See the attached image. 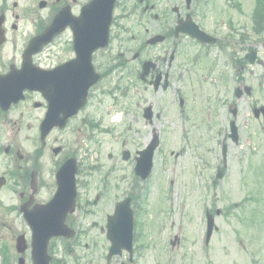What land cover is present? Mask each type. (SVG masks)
Here are the masks:
<instances>
[{
    "label": "flooded vegetation",
    "instance_id": "af4514ba",
    "mask_svg": "<svg viewBox=\"0 0 264 264\" xmlns=\"http://www.w3.org/2000/svg\"><path fill=\"white\" fill-rule=\"evenodd\" d=\"M90 1L92 0H54L46 2L44 9H49L53 15L62 9H68V15L78 17L81 8ZM209 1L115 0L109 36L119 50L114 63L118 68L135 63V76L139 83L146 88L150 87L153 95H166V104L176 107L178 121L175 123L178 128L190 132L193 129L192 124H195L200 126L197 130L203 129L213 133L223 131L225 137L221 142L225 143L228 141L230 122L234 118L229 112L234 107L237 111V124V88L249 85L247 76H251L253 80L255 65L248 61L246 55L256 48L257 60L262 59L260 50H264V42L255 43L253 39L254 6L247 11L250 12L247 16L241 8L234 7H239L237 2L240 0H223V6L215 8L217 14H209L203 6ZM255 1L264 3L263 0H253V4ZM10 7L17 9L19 5L16 1L0 0V16L2 15L3 19L0 26V77L5 79L9 73L17 71L20 75L24 64H32L43 71H50L68 62H71V66L77 65L78 57L72 46L70 27L64 28L57 37H69L65 45L53 46L52 43L42 47L30 58L26 57V45L30 38L40 33L43 28L36 30L37 25H34L32 30L19 33L17 22L27 13L33 14L34 5L14 14L15 22L8 24ZM231 10L243 19L249 18V22L232 16ZM38 19L32 18V21L36 22ZM192 23L209 36L203 39L193 37L195 31H187ZM125 35L126 44L137 41L132 60L125 56L127 50L123 49ZM149 38L157 42L148 44L146 40ZM159 38L161 39L158 40ZM185 46L186 49H182ZM149 49H154L153 54L143 57ZM90 61L100 79L89 89L85 105L74 115L70 113L72 105L68 104L67 91H57L56 86L53 89L51 78L42 80L45 84L42 89H25L17 102L10 103L4 109L0 105V177L5 178V184L0 188V231L4 232L0 235V246L10 247L11 253L18 236L22 235L26 242L30 240V229L25 214L36 213V210L47 204L56 192L55 172L65 159L61 155L63 148L58 154H53V147L58 145L60 136L63 133L70 135L82 130L87 133L103 123L104 117L93 120L92 101L95 96L110 97L109 90L105 89L104 85L109 77L108 49L95 51ZM195 68L197 70H194ZM83 76L85 77V74ZM4 83L12 84L11 81L2 84ZM56 96L63 97L62 101H56ZM98 102L100 104L102 100ZM150 106L152 109L153 104ZM47 117L56 122L63 121L64 125L62 129H52L42 138L41 124ZM162 119V114L156 111L153 115L152 112L150 124L153 120L155 123ZM155 129L156 125L153 124L152 134ZM49 152L55 159H45ZM137 185H141V182ZM135 192L133 185L131 196H134ZM77 207L75 200V211L65 215V224L72 229L78 226L75 214ZM53 213L57 214L51 211L47 215L60 219L58 215L53 216ZM57 241L62 242L59 239L55 240L54 244ZM52 242L53 240L50 241L51 247L53 246L52 250L50 247L51 253L55 252ZM11 256L14 258L11 264H17L18 256L15 253ZM23 257L24 264H27L30 257L28 249L23 253Z\"/></svg>",
    "mask_w": 264,
    "mask_h": 264
},
{
    "label": "rangeland",
    "instance_id": "374dc122",
    "mask_svg": "<svg viewBox=\"0 0 264 264\" xmlns=\"http://www.w3.org/2000/svg\"><path fill=\"white\" fill-rule=\"evenodd\" d=\"M9 1H16L19 7L17 9L10 7L8 24L15 22L14 14L34 5L35 12L27 13L17 22L19 33L32 30L37 17L46 16L45 10L38 8L40 0ZM240 2L243 13L249 16L250 12L247 11L254 6L253 0H240ZM223 4V0H210L203 6L209 14H217L215 8H221ZM231 11L232 16L249 22V18L243 19L233 10ZM32 18L35 19L34 22ZM125 38L126 35L123 48L127 50L125 56L132 60L137 41L126 44ZM63 40L65 37L58 40L60 42L58 46L63 44ZM255 40L264 41V33L255 37ZM182 49H186V46ZM187 49L190 51L189 48ZM260 51V56L264 60V50ZM153 52L154 49L146 50L143 57H150ZM112 57L113 54L109 58L110 63ZM253 72V80L251 76H247V82L252 86V96L239 99L237 102L240 141L237 146L230 141L227 143L228 169L215 191L205 185L213 173L212 162L215 158L217 160L219 158L220 147L216 142L221 137L215 136L212 131L197 130L200 126L192 124L193 129L189 133L190 149L187 141L183 142L178 134L179 128L175 123L178 121L176 107L166 104L168 102L166 95H153L150 87L146 88L139 83L135 76L137 70L134 62L109 74L108 82L104 85H107L105 87L107 89L117 88L115 91L117 101H113L112 96L108 98L105 95L95 96L93 99V120L104 117L100 127L88 131L96 141H90L84 130L78 133V144L82 148L78 153L84 164L81 166V174L78 178V197L80 207L82 205L86 207L83 206L78 210L77 234H80V243L70 247L72 249L64 254L67 264H106L104 258L108 244L105 237L106 215L112 213L113 204L126 196L133 183L136 190L135 204L143 207L141 221L147 224L146 235L141 236L137 241L140 250L135 256L137 261L135 264H264V134L254 141L250 134L251 127L261 129L264 122L259 120L261 121L259 125L256 122L252 123V114L247 115L249 105H264V66H254ZM100 99L102 102L99 104ZM150 104H153V115L156 111L162 114L163 119L160 122L154 123L153 120L150 124L142 118L143 109ZM114 112H123L119 115L118 121H113L116 117L113 116ZM153 124L156 125L155 133L159 136L161 150L156 152L154 157L156 181L153 178V182L147 184L148 191L143 193L140 185L135 183L131 169L134 165L133 157L137 155L136 151L143 149L151 140ZM65 139H67L64 142L66 144L69 139ZM85 142L89 143L88 148ZM248 144H253L258 153L253 157L254 163L242 173L239 170L244 168L243 165L248 158ZM180 148L183 153L177 158L175 155L179 153ZM211 149L216 151L214 157L211 156ZM124 151L130 154L127 161L121 158ZM50 157L51 160L54 157L50 152L45 155L47 160ZM96 164H100L101 167L93 171L89 170V167ZM109 165L114 171L105 178V169ZM1 166L0 160V170ZM237 175L241 177L243 183ZM198 176L200 180L197 179ZM104 180L108 184H104ZM169 180H173L172 185H174L173 192L169 194V202L171 209L175 211L167 214L170 205L167 194L163 191L166 185L168 186ZM99 190L103 191L101 197L97 194ZM232 203L235 207L228 212L227 205ZM207 210L213 214L217 229H213L206 246L204 212ZM216 210L222 212L215 215ZM172 223L174 225L169 228ZM181 230H183V241L181 240L178 247L175 246L170 250L169 235L172 237L179 231L181 233ZM3 233L1 230L0 235ZM57 252L60 256L62 249L59 248Z\"/></svg>",
    "mask_w": 264,
    "mask_h": 264
},
{
    "label": "water",
    "instance_id": "95a60500",
    "mask_svg": "<svg viewBox=\"0 0 264 264\" xmlns=\"http://www.w3.org/2000/svg\"><path fill=\"white\" fill-rule=\"evenodd\" d=\"M112 7V1H110L107 4H102L98 5L95 3H91L88 6H85L82 9V14L81 17L76 19V22L73 23L77 24L82 20V18L86 17L87 15L90 14V12L95 13L98 18L94 20V25L97 27V22L99 21V18L104 21V32H95L94 35L92 34H84L78 37V35L75 37V42L77 46H80L82 50L84 51V54L88 55L97 47L104 46L107 41V28L109 24V19H110V11ZM56 33V24H53L47 32L41 37L40 41H48L51 39V37ZM262 112H264V109H261ZM255 113H258V110L255 111ZM148 169V168H147ZM139 171V170H138ZM113 218V217H112ZM111 219H109L108 223H110ZM212 225H213V219L211 217H208L207 219V240L209 239V236L211 234L212 230ZM132 226H131V215L127 218V221L125 224L122 225L120 229L116 227H112L108 229L107 237L111 241V247H110V252L109 256L112 254H119L120 250L122 248L131 251V240H132ZM46 235H42V229H38L36 227L33 228V237H32V255L34 259V264H48V257L45 253L46 249V243L47 240L50 236L53 234L59 235L62 232H52V230L46 229ZM18 250L22 251L23 246L18 243Z\"/></svg>",
    "mask_w": 264,
    "mask_h": 264
}]
</instances>
